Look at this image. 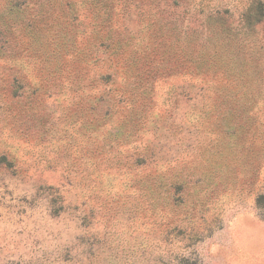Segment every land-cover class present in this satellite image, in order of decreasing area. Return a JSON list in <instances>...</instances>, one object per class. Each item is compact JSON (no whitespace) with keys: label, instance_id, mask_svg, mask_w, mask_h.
I'll list each match as a JSON object with an SVG mask.
<instances>
[{"label":"rangeland","instance_id":"1","mask_svg":"<svg viewBox=\"0 0 264 264\" xmlns=\"http://www.w3.org/2000/svg\"><path fill=\"white\" fill-rule=\"evenodd\" d=\"M0 264H264V0H0Z\"/></svg>","mask_w":264,"mask_h":264},{"label":"trees","instance_id":"2","mask_svg":"<svg viewBox=\"0 0 264 264\" xmlns=\"http://www.w3.org/2000/svg\"><path fill=\"white\" fill-rule=\"evenodd\" d=\"M262 16H263V15H262ZM259 19H260V18H259ZM259 19H258V20H259Z\"/></svg>","mask_w":264,"mask_h":264}]
</instances>
